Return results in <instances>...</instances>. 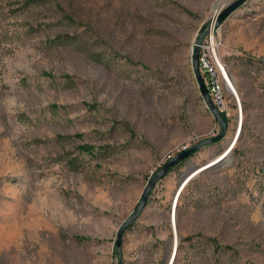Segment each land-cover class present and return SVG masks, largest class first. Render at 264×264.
<instances>
[{
  "label": "rangeland",
  "instance_id": "1",
  "mask_svg": "<svg viewBox=\"0 0 264 264\" xmlns=\"http://www.w3.org/2000/svg\"><path fill=\"white\" fill-rule=\"evenodd\" d=\"M235 1L0 0V264H166L175 236L171 264H264V0L215 27ZM200 35L237 93L214 65L227 129L155 184L119 255L150 179L220 134Z\"/></svg>",
  "mask_w": 264,
  "mask_h": 264
},
{
  "label": "water",
  "instance_id": "2",
  "mask_svg": "<svg viewBox=\"0 0 264 264\" xmlns=\"http://www.w3.org/2000/svg\"><path fill=\"white\" fill-rule=\"evenodd\" d=\"M245 1L246 0H236L234 3L227 6L226 8H224V9L221 8V10H219V12H217V14L214 17V22H213L214 26L215 27L219 26L233 12H235L241 5H243L245 3ZM203 36H205V35H200L197 38L195 47L193 48V52H192L193 71H194V75H195V78L197 80L198 87H199L201 96L203 98V101L205 102L210 113L212 114V116L214 117V119L216 120V122L220 126V129H221L220 134L217 135L216 137L212 138V139L200 142L191 148L183 149L176 156L169 158L168 161L162 166L160 171L157 172L150 179V181H149L147 187L145 188V190L142 194V197H141V199H140V201H139V203L135 209V212L132 214V216L130 218L127 219V221L124 223V225L121 227V229L119 230V232L117 234L116 242H115V248H116V251L118 252L119 255H120V245H121V239H122L123 231L126 229V226L129 223H131L137 219L141 210L144 208V206L146 204V201H147V198H148L150 191L154 188L155 184L164 177V175L166 174L168 169H170L171 167L176 165L178 162L182 161L183 159L190 157L192 154H194L195 152H197L201 148L213 145V144L217 143L219 140H221L224 136L226 129H227L225 123L223 122V120L220 116L219 110L217 109L216 105L213 103V101H212V99L208 93V90H207L206 85L203 81L202 75L200 74L199 63H198V51H199V44H200V41H201ZM189 177L190 176H187L185 178V180H183L181 182V185L183 183H185V181ZM177 246H178V242L174 245L172 256H170V259L166 264H171L173 262L174 256L176 254Z\"/></svg>",
  "mask_w": 264,
  "mask_h": 264
},
{
  "label": "built area",
  "instance_id": "3",
  "mask_svg": "<svg viewBox=\"0 0 264 264\" xmlns=\"http://www.w3.org/2000/svg\"><path fill=\"white\" fill-rule=\"evenodd\" d=\"M212 41H213L212 36H210L208 43L211 48H212ZM214 58H215L214 53L212 49L210 50L209 46L207 45L199 46V51H198L199 70L201 72L203 80L205 81V85L207 87L210 97L212 96L213 98H215L218 101L217 105H220L222 102L221 89H220L219 79L216 75V67L214 68L215 65Z\"/></svg>",
  "mask_w": 264,
  "mask_h": 264
},
{
  "label": "bare ground",
  "instance_id": "4",
  "mask_svg": "<svg viewBox=\"0 0 264 264\" xmlns=\"http://www.w3.org/2000/svg\"><path fill=\"white\" fill-rule=\"evenodd\" d=\"M219 6H221L220 5V3L217 5V7L215 8V10H214V13L215 14H217V8L219 7ZM221 9V8H220ZM219 9V10H220ZM219 12V11H218ZM212 46H213V48H215V45L212 43ZM213 51V53H214V56H215V58H214V63H215V66L217 67V70H218V72L222 75V77H223V81H224V83H225V86H226V89H227V91L231 94V95H233L234 97H237V93H236V91H235V89H234V87H233V85H232V83H231V81L228 79V77H227V75H226V73H225V71H224V69H223V67H222V64H220V62H219V60H218V58H217V56H216V53H215V50H212ZM241 120V119H240ZM225 156H226V154H225ZM224 157V156H223ZM222 157V158H223ZM222 158H219L218 159V161L219 160H221ZM227 160H228V156H226L223 160H221V161H216L215 162V164L213 165V167H221V166H223V165H225L226 163H227ZM212 167V168H213ZM178 242V240H177V237L175 236V238L173 237L172 239H171V241H170V243H169V247H170V251H172V249H173V247H174V245L176 244ZM170 257V256H169ZM168 260H169V258H168ZM168 260H167V262H168Z\"/></svg>",
  "mask_w": 264,
  "mask_h": 264
},
{
  "label": "trees",
  "instance_id": "5",
  "mask_svg": "<svg viewBox=\"0 0 264 264\" xmlns=\"http://www.w3.org/2000/svg\"><path fill=\"white\" fill-rule=\"evenodd\" d=\"M242 6V5H241ZM240 6V7H241ZM247 66H251V64H252V62H249V61H247L246 63H245ZM220 116H221V118H222V120H223V122L225 123V124H227V119L225 118L226 116H225V114L224 113H222V112H220ZM204 148V147H203ZM202 149V148H201ZM86 152H89V153H91L92 154V149H84ZM199 151V150H198ZM197 151V152H198ZM197 152H195V153H197ZM194 153V154H195ZM194 154H192V155H194ZM191 155V156H192ZM190 156V157H191ZM190 157H188V158H186V159H183L182 161H180V162H178L176 165H174L173 167H171L170 169H168V171L166 172V174L164 175V176H166L169 172H171L173 169H175V168H177V167H180L181 166V164L183 163V162H185V161H187ZM129 225V224H128ZM126 226V228H129V226ZM179 248H180V246L178 247V250H179Z\"/></svg>",
  "mask_w": 264,
  "mask_h": 264
}]
</instances>
